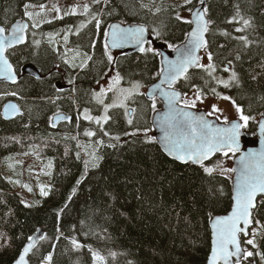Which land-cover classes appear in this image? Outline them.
I'll return each mask as SVG.
<instances>
[{"label":"trees","instance_id":"16d2710c","mask_svg":"<svg viewBox=\"0 0 264 264\" xmlns=\"http://www.w3.org/2000/svg\"><path fill=\"white\" fill-rule=\"evenodd\" d=\"M48 1L31 0L37 5L46 4ZM27 2L29 0H0V24L9 27L17 18L26 19L23 17V4ZM88 3L94 13H102L104 27L114 21L159 27L165 32L167 39L158 40L153 37V40L164 41L166 44H179L183 41L184 33L190 28L189 25L176 22L174 19L173 7L183 4V0H155V4L151 5L153 11L157 6L167 9L156 16L140 10L137 0H113L110 5L111 15L107 14L108 9L103 5L95 6L92 0ZM125 3L129 7L135 5L138 14L133 15L132 12L126 10ZM143 3L151 4V0H143ZM237 3L240 4L242 15L256 16L259 22L258 13L264 10V0H254V4H249L248 0H208L209 17L214 21L212 26L214 35L209 37L213 52L217 51V44H226L229 50H242L240 42L230 37L247 33L236 32L235 28L241 25L227 22L235 14L234 5ZM64 11L63 8V14H65ZM175 11H179L186 18L187 14L189 15L186 9L176 8ZM90 18L78 14L74 22L56 27L53 31H49L46 25H41L37 37H34L31 32L27 38L28 48L24 50L35 51L37 58L21 57L17 61L14 57H10L19 75V84L0 82V236L11 238L10 247L0 248V264H13L26 242L25 238L34 235L35 229H41L49 237H53L57 226L66 236L75 237L81 243L101 251L105 256L110 251L116 252L117 256L114 259L109 258V264H128V261H132V264H204L210 250L211 240L209 213L211 212L212 216L222 215L230 209L231 179H225L217 174L209 177L203 173L199 165L182 164L170 159L158 144H144L142 133L137 138L124 136V131L130 132L133 128L127 125L122 110H112L110 114L114 115L115 123L109 122L104 126L113 135H121L120 146L117 148L107 147L114 141L104 137L98 125L85 121L82 116L77 118L80 114L77 109L82 112L83 108L87 107L92 116H99L102 111L90 95L92 90H99L101 85H97L96 81L100 79L99 73L104 69L101 63L104 59L102 57L103 41L101 37L92 35L95 31L92 24L82 29L79 36H71V45L75 51L68 54V58H71L77 51L90 52L93 54V61L89 62V68L79 70V68L71 69L64 66L63 75L58 74L52 80V83L66 85L60 94L62 100L57 105L43 106L33 103L39 98L41 91L49 95L52 93L49 91L47 81L37 86L32 82V76L21 74V67L31 63L40 69L42 65L60 62L63 52L58 48L53 50V43L58 39L59 43H62L61 37L65 35L68 27L74 26L77 29L81 21L84 20L83 22L86 23ZM224 31L230 33V37L223 36L221 33ZM50 37L51 43H49ZM77 39H81L82 43L79 44ZM250 39L264 40V30L258 34H252ZM34 40L41 42L39 54L32 44ZM90 40L96 43L94 50L88 48ZM139 55L138 52L130 54L113 52L116 60L114 66L123 65L125 68H135L139 64L140 68L136 69L139 73L143 68V61L139 60ZM159 58L160 56L156 57L144 73L142 81L144 87L155 80L154 73L160 67ZM76 62L79 63V58ZM258 62H264V45L253 44L248 50H242L241 61H234V66L242 73V87L241 89H228L229 95L245 108L246 114L250 113L256 116V119L264 110V102L259 100V96L264 95V75L259 76L255 81L250 79V75L254 74L253 70L264 72V69L257 67ZM224 66L218 63L216 73L225 74ZM196 72L199 73V70ZM65 73L66 76H64ZM152 73L154 74L153 80L151 79ZM199 75L204 74L199 73ZM69 79L75 80V87L78 89L75 94L71 91L73 85L68 83ZM127 79L128 77H125L126 81ZM136 79H139V75ZM103 82L101 80V84ZM197 82L202 83L198 76ZM124 84L128 85L126 82ZM177 87L181 91L187 90L179 84ZM210 87H217V85L212 82ZM5 91H17L20 95L19 97L3 96L2 93ZM10 98L18 103L21 114L13 119L5 120L1 107ZM72 100H75V104ZM150 104L151 101L145 96L138 98L136 103H129L131 108L137 109L134 122L141 128L151 126L150 119L153 111L150 109ZM158 107H160V102L157 100ZM56 112L71 115V122L63 121L55 127L50 126L49 121ZM255 129L256 123L252 122L246 131L254 136ZM86 130L96 131L97 135L91 138L86 137L84 135ZM148 134L154 135L152 127ZM10 137L13 141L8 143L6 140ZM17 140L18 145H14ZM97 140H103L104 144L97 145ZM85 146H90L87 147V151ZM94 149L96 155L102 156L103 159L99 160L98 168L91 166L85 168V161L90 160L89 153ZM26 150L35 152L48 168L47 183L49 186L45 185L44 190L49 191L50 189L48 196L34 194L31 201L27 203L31 207H25V204L21 203L23 200L18 192L19 188H13L17 177L19 180L16 187H20L21 183L25 185L26 181H21L22 176L19 174L12 172L8 175L4 171L8 170L5 166H9L12 170L18 168L17 160H13L11 156ZM78 153L79 159H77ZM5 155L8 159L3 162ZM233 156L230 154L226 158L217 154L210 161L205 162V165L212 166L217 161L223 160L224 166L230 167L229 163ZM77 180L82 181L79 186L76 185ZM209 185L224 188V195L214 209L210 208L206 197L201 196V192ZM74 187L77 189L76 193L69 201L68 197L72 194ZM102 192H112L116 197L115 209L127 212L131 219L119 215V212L115 215L108 213L111 216L110 220L97 219L93 224V221L88 218L91 216L92 208L101 203ZM65 203L68 207L64 209L57 221L55 212L63 208ZM150 204L156 207L149 210ZM186 217L191 220V225H185ZM261 223H264V219ZM96 224L106 227L107 233H100V228L95 227ZM89 225H92V231L100 233L103 238L97 239L96 235H85L90 231ZM255 225L254 223L252 227ZM257 242L260 245L258 250L264 253V239L258 236ZM36 244L38 253L31 257L30 264H38V259L47 255L48 252L53 253V264H91L92 262L87 247L79 252L70 251L71 245L68 240L41 241L38 239ZM51 245H55V248L53 249ZM243 246L253 250L250 246ZM250 259L251 264H264L260 256ZM244 264H248V261Z\"/></svg>","mask_w":264,"mask_h":264},{"label":"snow or ice","instance_id":"6c2138e0","mask_svg":"<svg viewBox=\"0 0 264 264\" xmlns=\"http://www.w3.org/2000/svg\"><path fill=\"white\" fill-rule=\"evenodd\" d=\"M113 0H92L93 5H103L107 8V14L111 15L112 10L110 5ZM249 4H254V0H248ZM137 4L140 10H145L151 13L153 16L158 15L161 11H167V9H161L159 6L155 7L153 11L152 4H155V0H151V4L143 3V0H137ZM173 7V6H170ZM235 14L227 21L229 24H239L240 27L235 28L238 33H247L245 35H239L236 37H230V33L227 31L221 34L225 37L237 40L242 46V50H248L253 44L264 45V40L255 41L250 39L252 34H258L261 30H264V10H261L258 15L260 17L259 22L256 16L242 15V9L240 4L234 5ZM24 12L23 17H27L29 21H32L34 17L42 16L46 10L60 12V8L53 6L52 9H47L45 3L34 4L29 2L23 4ZM39 9V11H29V9ZM124 8L133 15L138 14V10L135 5L129 7L127 3L124 4ZM176 8L181 10L186 9L190 18H186L180 14L179 11H175ZM77 9H81L80 15L84 17H91L87 22H82L79 27L72 34L79 36L81 30L85 29L88 24H92L95 31L92 35L101 37L103 41L102 45V59L101 63L104 65V69L99 73L100 79L96 81L97 85H101V80L104 84L99 87V90H92L90 92L92 100L96 105L102 108V115L92 116L90 109L85 107L82 112L79 109L77 111L85 121L94 122L99 126V131L104 137H108L113 143H109L107 147L117 148L120 146L121 135H113L104 126L109 122L115 123L114 115L110 112L114 109L122 110V115L126 118L128 126L133 128V131H124L123 135L130 138H137L143 134V143L147 145H155L163 143L164 149L169 157L174 158L176 161L184 164L199 165L203 173L209 177L213 174L224 177L225 179L233 180V188L231 195V208L230 212L226 215L212 216L211 212L209 217L211 219L212 228V242L211 252L207 258V264H244L248 261L251 264V259L254 256H260L261 260H264V253L258 249L260 245L257 242V237L260 236L264 239V223L261 220L264 219V150L256 152L248 150L244 155L239 156V167H226L224 161L220 160L214 163L212 166H206L205 161H210L211 158L217 154L223 157H229L230 154H237L241 151L240 139L246 134V130L250 127L252 122L258 124L259 131L262 137L261 143L264 144V112L259 113L260 119L257 120L256 116L248 113L246 114L245 108L238 104L237 101L230 95H223L217 92L216 87H210V84L214 82L216 85L223 86L224 89L242 87V73L234 66V61H241L242 50H229L226 44H217V51L213 52V47L209 37L214 35L212 26L214 21L209 17L210 6L208 0H183V4L173 7L174 19L176 22L184 23L191 26L190 31L184 33L183 42L181 44L168 43L167 47L175 53V59H167L165 61L166 68L164 66L159 67L155 72V79H158V83H153L152 91H141L144 88L142 83L144 79V73L147 72L150 63L155 60L156 57L163 54L155 47H153L152 37L155 39H167L165 32L159 27H149L143 24H137L136 26L128 25L122 26L120 23L107 24L104 27V21L102 13H94L91 5L84 3L83 5L77 4L70 9V12H65V15H77ZM62 19L63 17L58 16ZM51 23V21H45ZM32 28L40 27L39 23L33 22ZM166 27V26H165ZM29 24L26 22H16L11 27H6L0 24V80L7 81L13 85H18V73L13 65L10 57H14L17 61L21 57L25 58H37L35 51H25L28 48V34ZM72 32V29H68ZM65 43L68 42L67 33L62 37ZM51 37L49 43H51ZM39 40H34L32 44L35 48L40 46ZM134 46L139 55V60L143 61V68L137 73V68L140 65L137 64L135 68H125L123 65L115 67L116 60L113 56L114 49H123L125 46ZM23 46V47H21ZM88 48L95 49L96 43L89 41ZM72 49H67L60 57V62L52 63L51 65H42L38 71L29 73L33 77L32 82L37 86L42 85L47 81L49 91L52 95L41 91L39 98L35 99L33 103L37 105H57L62 100L60 95L64 89L52 80L59 74L63 75L64 66L71 69H87L89 68V62L93 61V54L88 51L79 52L68 58V54L72 52ZM227 52V55H225ZM203 53V55H201ZM207 59V63L202 61ZM223 57V59H221ZM79 58V63L76 62ZM218 63L225 65L223 71L230 73L228 79H222L215 75L218 69ZM257 67L264 69V62H258ZM191 70V71H190ZM199 73L204 75H199ZM250 75V79L255 81L264 72H256ZM123 73V74H122ZM139 75V79H136ZM197 76L202 83L197 82ZM125 77H128L127 81ZM128 84V87L122 86L124 83ZM68 83L73 85L71 91L73 94L78 92L75 87V80L69 79ZM187 89L181 91L177 85ZM191 93V95H189ZM229 101L235 110L237 118L235 120H229L226 116L217 115L222 113V110L215 104L210 105V111L204 114L197 115L192 109H196L197 104H203L208 98V94ZM157 94L159 98L163 100L165 109L161 112L158 127L163 132V136L157 138L154 135H149L151 127L141 128L134 122L136 108H131L129 103H136L138 98L147 96L151 101L150 109L153 112L157 111ZM3 96L19 97L17 91H5ZM70 99V98H66ZM259 100L264 102V95L259 96ZM106 101H109L106 103ZM75 104V100H72ZM251 107V106H249ZM21 114L20 107L15 103H9L4 107V116H15ZM215 116L217 121L223 120L224 126H217L212 123L208 117ZM65 120L71 122V117L61 114L60 112L54 113L53 119L49 121L50 126L55 127V121ZM153 123H157L154 121ZM86 137H94L97 135L96 131L86 130L84 132ZM75 138V137H73ZM133 142L135 140L133 139ZM128 143V141H124ZM97 145H103V140H97ZM86 151L87 147L85 146ZM27 155V153H25ZM90 160L85 161V168L91 166L92 168L99 167V160L103 159L102 156H97L95 149L89 153ZM79 159V153L77 154ZM82 183L81 180L76 181V185L79 186ZM31 191V188L28 189ZM76 188L72 189V194L69 195L68 200L71 201L72 196L76 193ZM50 192L45 191L44 187H41V195L48 196ZM224 195L223 186L217 187L215 185H209L205 190L201 192L202 197H206L207 203L210 208L214 209L215 205L219 202L220 198ZM116 197L112 192H102V199L99 205H96L91 210V216L88 218L95 223L97 219H103L108 221L112 215L119 212V215L126 219H131L127 212L115 209ZM25 207H31L24 201ZM68 207L65 203L64 207L55 212L57 221H59L61 213ZM156 205H149V210L154 209ZM142 218V217H141ZM185 225H191V220L187 217L184 219ZM256 224L258 227L253 228L252 225ZM95 227L100 228V233H107L106 227H101L96 224ZM90 231L85 235H96L97 239L103 237L100 233L92 231V225H89ZM35 232L39 233V236L29 235L27 236L26 243L22 246V251L17 255L14 264H30L32 256H36L38 253V247L36 240L47 241L55 239L60 241L61 239L68 240L71 245L70 251L79 252L87 247L90 253L92 264H109V258L114 259L117 256L116 252H108L107 256L102 254L99 250H94L90 245H85L71 235H65L59 226L56 227V234L53 237H49L41 229H35ZM243 245L250 246L249 250ZM11 246V238L6 236H0V248H8ZM54 249L55 245H51ZM38 264H53V253L48 252L47 255H43L38 259ZM128 264H132V261H128Z\"/></svg>","mask_w":264,"mask_h":264},{"label":"rangeland","instance_id":"374dc122","mask_svg":"<svg viewBox=\"0 0 264 264\" xmlns=\"http://www.w3.org/2000/svg\"><path fill=\"white\" fill-rule=\"evenodd\" d=\"M88 1L89 0H49L46 3L47 9H52L53 6H56V7L60 8V12L57 13L56 11L46 10L42 16L34 17V19L31 21V24L33 22H36L39 24L44 23L47 26L49 31H53L56 27H60V26H63L67 23L74 22L77 19V15L81 11V9H77V13H78L77 15H71V14L65 15L62 13L63 8L65 9L64 13L70 12V9L73 6H75L77 4L83 5L84 3H88ZM29 11L35 12V11H39V9L30 8ZM58 16H61L63 18L62 19L57 18ZM187 18H189L188 14H187ZM26 19H28V18L26 17ZM49 20L51 21V23L45 22V21H49ZM83 21H81V23ZM129 23H134V22H129ZM67 35H68V33H67ZM153 41L156 43H165L164 41H158V40H153ZM182 42L183 41H181L179 44H181ZM153 47H154V45H153ZM113 52H119V51H113ZM201 55H203V53H201ZM159 60H160V58H159ZM202 63H207L206 57L202 61ZM160 67H161V63H160ZM154 74L152 73V75H151L152 80H153ZM215 75L219 76L222 79H228V76L230 75V73H225V74L215 73ZM156 80L157 79L153 80V82ZM153 82H151V83H153ZM103 84H104V82L101 84V86ZM122 86L128 87V85H125V84H123ZM146 87L142 88L141 91L145 92ZM216 89H217V92H219L223 95H229L228 89H224L223 86L217 85ZM189 95H191V93H189ZM71 97L73 98V96H71ZM107 102H109V101H106V103ZM213 103H215L222 110V113L217 114V115L226 116L229 120L237 118L235 110L229 101H224L222 99H218V98L212 96L211 94L208 95V98L204 101L203 104L198 103L196 109H203V110H205V112L210 111V105ZM160 108H161V103H160V107H158L157 110ZM100 113H101L100 115L103 114L102 111ZM212 117H215V116H212ZM220 122H223V120L221 119ZM150 123H151V119H150ZM150 127H152V125ZM6 141H8V143H9V142H12L13 139H12V137H10V138H7ZM18 143L19 142L17 140L16 142H14V145H18ZM25 153H27V155H25ZM11 157L13 160H17L16 163H18L19 167L14 168L13 169L14 171H13L12 168L9 169V166H5L8 170H4V171H6L8 175L11 174L12 172L17 174V175L19 174L22 176L21 181H26L25 185L23 183H21L20 187H16V184L18 183V180H19V178L17 177L16 180L14 181L15 186H13V188L14 187H15V189L19 188L18 192L20 193L22 200L26 203H29L34 194H38V195L41 194V187L42 186L43 187L45 185L49 186V184L47 183L48 182V168L43 164V162H41L40 157L37 156L35 154V152H31V151L29 152L27 150L26 151H20V152L13 154ZM233 157H232V159H233ZM7 159H8V156L5 155L2 160H3V162H6ZM232 159L229 163L230 167H232ZM6 172H3V174H6ZM29 188H31V191L28 190ZM256 227H258V226L257 225L253 226V228H256ZM91 264H92V262H91Z\"/></svg>","mask_w":264,"mask_h":264},{"label":"water","instance_id":"95a60500","mask_svg":"<svg viewBox=\"0 0 264 264\" xmlns=\"http://www.w3.org/2000/svg\"><path fill=\"white\" fill-rule=\"evenodd\" d=\"M190 18V17H189ZM22 20L18 19V20H15L13 21L10 25H9V28L11 27V25L13 23H16V22H21ZM23 22H26L28 23L27 20H23ZM117 23H120L122 26H128L129 24L132 25V26H136L137 24H140V23H125V24H122L121 22L119 21H114V22H111L110 24H117ZM29 24V23H28ZM191 28V27H190ZM190 31V29H189ZM153 40V38H152ZM153 45L154 47L157 49V51L161 52L163 55L160 56V63H161V66H164L166 68V63L165 61L167 59H175V53L172 52L171 49H168L167 45L165 43H156L153 41ZM113 51H119L121 53H124V54H130V53H134V52H137V50L135 49L134 46H131V45H128V46H125L123 49H114ZM39 69L36 68L34 65H32L31 63H27L25 64L21 71L23 74H29L31 72H35V71H38ZM18 78H19V75H18ZM0 82H5V83H8V84H11L7 81H3V80H0ZM158 79L156 81H154L153 83H158ZM153 83L149 84L147 87H146V90L145 92H150L152 91V85ZM59 85V84H58ZM60 86V85H59ZM180 90V89H179ZM158 96V100L159 102L161 103V108L158 109L156 112H153L152 115H151V125H152V129H153V134L154 136H156L157 138H160L163 136V132L160 130V128L158 127V122L160 120V115H161V112L165 109V105H164V102L162 99L159 98V94H157ZM147 99L148 97L145 96ZM9 103H15L18 105V103L13 100V99H8L6 100L3 104H2V107H1V113H2V116L5 120H10L12 118H14L15 116H18V115H15V116H9V118H5L4 116V107L5 105L9 104ZM21 111V110H20ZM193 112H195L197 115H200V114H204L206 113L205 110L203 109H192ZM264 112V111H263ZM61 114H64V115H67L65 113H61ZM54 116V115H53ZM53 116L51 117V120L53 119ZM67 116H70L71 115H67ZM208 119L214 123V124H217V126H224L223 125V122H220V121H217V119L215 117H208ZM260 119V117L258 118V120ZM232 120H235V119H232ZM65 120H59V121H55V124L57 125L58 123L60 122H63ZM154 121H156L157 123H153ZM261 140H262V137H261V134H260V131H259V127H258V124H256V129H255V134L254 136L249 133L248 131H246V134L243 135L240 139V148H241V151L237 154H235V156L233 157L232 159V167H239V156L240 155H244L248 152V150H252V151H256V152H259V151H262L264 150V144L261 143ZM161 148V150L164 152V154L167 155L165 149H164V145L163 143H159L158 144ZM168 156V155H167ZM169 157V156H168ZM171 159H174L172 157H169ZM175 160V159H174ZM178 162V161H177ZM181 163V162H179ZM183 164V163H182ZM232 180V179H231ZM232 188H233V180H232ZM231 208V207H230ZM230 212V209L228 210L227 213L225 214H222V215H226ZM210 232H211V240H210V250H209V253H208V256L210 255V252H211V242H212V228H211V221H210ZM34 237L35 236H39V233H35L33 235ZM38 239L36 240V243H37ZM26 243V242H25ZM24 243V244H25ZM23 244V245H24ZM22 251V248L21 250ZM207 256V258H208ZM207 258H206V261L204 262V264H207ZM14 264V263H13Z\"/></svg>","mask_w":264,"mask_h":264},{"label":"flooded vegetation","instance_id":"af4514ba","mask_svg":"<svg viewBox=\"0 0 264 264\" xmlns=\"http://www.w3.org/2000/svg\"><path fill=\"white\" fill-rule=\"evenodd\" d=\"M28 20V19H27ZM28 23H29V29H28V34H27V38H29V35L31 34V32L33 33V35H34V37H37L38 35H39V27L38 28H32L31 27V21H29L28 20ZM43 26V25H45L44 23H42V24H40V26ZM69 28H71L72 29V32H69L68 31V29ZM68 29H67V33H68V42L67 43H65V41L63 40V36L61 37L62 38V43H59V39L57 40V41H55L54 43H53V46H54V49L53 50H55L56 48H58V50H60V51H62L63 53L67 50V49H72L73 51H75V49H73V46L71 45V41H70V39H71V36H73L74 34H72L73 32H75V30H76V27H74V26H70V27H68ZM74 36H77V35H74ZM60 38V39H61ZM75 41H76V38H75ZM77 41H78V43L80 44V43H82L81 42V39H77ZM40 47V46H39ZM40 49H41V47L40 48H38L37 49V52H38V54H39V52H40ZM72 51V52H73ZM71 53V52H70ZM69 53V54H70ZM41 54V53H40ZM80 70V69H79ZM66 71V70H65ZM66 72H68V70L66 71ZM67 74L65 73V75L64 76H66ZM57 85H58V83H57ZM60 85V84H59ZM58 85V86H59ZM60 87H62L63 89L66 87V85H60Z\"/></svg>","mask_w":264,"mask_h":264},{"label":"bare ground","instance_id":"6f19581e","mask_svg":"<svg viewBox=\"0 0 264 264\" xmlns=\"http://www.w3.org/2000/svg\"><path fill=\"white\" fill-rule=\"evenodd\" d=\"M95 6H96V5H95ZM18 19H20V20H27V19H25V18H17L16 20H18ZM27 21H28V20H27ZM122 24H123V23H122ZM190 27H191V26H190ZM189 29H190V28H189ZM188 31H189V30H188ZM42 55H43V53H42ZM41 58H44V57H41ZM54 60H55V59H54ZM23 66H24V65H23ZM23 66H22V67H23ZM22 67H21V69H22ZM36 68H38V67H36ZM21 69H20V72H21V74H23L22 71H21ZM38 69H39V68H38ZM23 75H29V74H23ZM69 77H70V76H69ZM10 99H12V98H10ZM13 100H14V99H13ZM263 111H264V110H263ZM263 111H262V112H263ZM19 115H20V114H19ZM15 117H16V116H15ZM15 117H14V118H15ZM12 119H13V118H12ZM56 126H57V125H56ZM170 159H171V158H170ZM172 160H174V159H172ZM174 161H176V160H174ZM176 162H177V161H176ZM205 162H207V161H205ZM183 164H184V163H183ZM210 221H211V220H210ZM209 225H210V222H209ZM16 258H17V257H16ZM14 261H15V260H14ZM13 263H14V262H13Z\"/></svg>","mask_w":264,"mask_h":264}]
</instances>
